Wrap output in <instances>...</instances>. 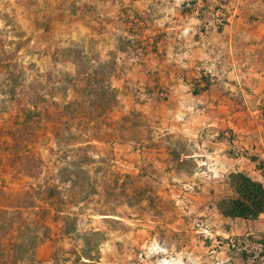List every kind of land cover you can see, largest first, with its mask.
Returning a JSON list of instances; mask_svg holds the SVG:
<instances>
[{"label": "rangeland", "instance_id": "1", "mask_svg": "<svg viewBox=\"0 0 264 264\" xmlns=\"http://www.w3.org/2000/svg\"><path fill=\"white\" fill-rule=\"evenodd\" d=\"M181 15L226 17L205 0H0V264H264V213L217 210L245 148L198 123L203 87L170 66Z\"/></svg>", "mask_w": 264, "mask_h": 264}, {"label": "crops", "instance_id": "2", "mask_svg": "<svg viewBox=\"0 0 264 264\" xmlns=\"http://www.w3.org/2000/svg\"><path fill=\"white\" fill-rule=\"evenodd\" d=\"M205 3L221 7L222 25L211 18L204 28V19L171 17L170 66L190 68L203 87L192 94L198 123L213 121L241 138L245 152L233 170L264 183V0Z\"/></svg>", "mask_w": 264, "mask_h": 264}, {"label": "trees", "instance_id": "3", "mask_svg": "<svg viewBox=\"0 0 264 264\" xmlns=\"http://www.w3.org/2000/svg\"><path fill=\"white\" fill-rule=\"evenodd\" d=\"M106 64L92 69L90 94L96 99L92 102L94 110L103 111L114 106L116 96L105 79ZM227 185L231 195L217 201V210L225 217L255 219L264 213V183L253 179L243 171L228 173Z\"/></svg>", "mask_w": 264, "mask_h": 264}]
</instances>
